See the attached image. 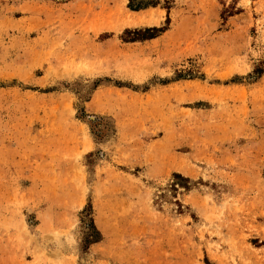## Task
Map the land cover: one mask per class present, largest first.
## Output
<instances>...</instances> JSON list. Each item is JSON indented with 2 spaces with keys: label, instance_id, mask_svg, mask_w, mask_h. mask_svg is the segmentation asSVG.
I'll return each mask as SVG.
<instances>
[{
  "label": "rangeland",
  "instance_id": "obj_1",
  "mask_svg": "<svg viewBox=\"0 0 264 264\" xmlns=\"http://www.w3.org/2000/svg\"><path fill=\"white\" fill-rule=\"evenodd\" d=\"M131 4L0 0V264H264V0Z\"/></svg>",
  "mask_w": 264,
  "mask_h": 264
},
{
  "label": "trees",
  "instance_id": "obj_2",
  "mask_svg": "<svg viewBox=\"0 0 264 264\" xmlns=\"http://www.w3.org/2000/svg\"><path fill=\"white\" fill-rule=\"evenodd\" d=\"M132 1L133 0H130V5H129V8L131 10H134L135 11V10H138V9L143 8V7H132V4H131ZM162 31L163 30H161V29H155V28H153V29L145 30L142 34L143 35H146L144 37L145 39H153V38L156 37L157 34L161 33ZM85 218H87V217H85ZM86 221L88 222L87 227L89 228V232L90 233L89 232L86 233L85 238H84V241H83V244L89 245V244L95 243L98 240L99 234L96 232V230H95V228L93 226L92 221L90 219H88V218L86 219Z\"/></svg>",
  "mask_w": 264,
  "mask_h": 264
}]
</instances>
